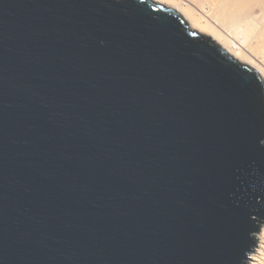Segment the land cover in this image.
Listing matches in <instances>:
<instances>
[{
  "label": "water",
  "instance_id": "obj_1",
  "mask_svg": "<svg viewBox=\"0 0 264 264\" xmlns=\"http://www.w3.org/2000/svg\"><path fill=\"white\" fill-rule=\"evenodd\" d=\"M264 220V83L156 0H0V264H243Z\"/></svg>",
  "mask_w": 264,
  "mask_h": 264
},
{
  "label": "bare ground",
  "instance_id": "obj_2",
  "mask_svg": "<svg viewBox=\"0 0 264 264\" xmlns=\"http://www.w3.org/2000/svg\"><path fill=\"white\" fill-rule=\"evenodd\" d=\"M156 1L175 7L191 26L206 31L229 54L257 69L264 83V64L244 48L261 54L264 62V0ZM256 239L259 246L251 254V264H264V227Z\"/></svg>",
  "mask_w": 264,
  "mask_h": 264
},
{
  "label": "rangeland",
  "instance_id": "obj_3",
  "mask_svg": "<svg viewBox=\"0 0 264 264\" xmlns=\"http://www.w3.org/2000/svg\"><path fill=\"white\" fill-rule=\"evenodd\" d=\"M192 1V0H191ZM171 7H173V6H171ZM180 13V12H179ZM190 24V23H189ZM191 26V25H190ZM191 27H193V26H191ZM193 28H196V29H198L197 27H193ZM199 31H201V32H203V33H206V34H208L206 31H204V30H200V29H198ZM244 48L246 49V51L247 52H252V57L254 56V59L256 60V62L258 63L259 62V64L260 65H263L264 64V62H263V57H262V55L261 54H257L256 55V53H254L253 51H251L250 50V48H248V46H246V45H244ZM260 55V56H259ZM259 56V57H258ZM258 59V60H257ZM243 62V61H242ZM255 70H257V69H255ZM262 77V76H261ZM263 227H264V220L259 224V231L256 233V238H257V236L259 235V233L262 231V229H263ZM256 244L253 246V250L249 253V257L250 258H248V260L245 262V263H243V264H251V262H252V259H251V254L252 253H254L255 252V250H257V248H258V246H259V243H258V241H257V239H256ZM258 245V246H257Z\"/></svg>",
  "mask_w": 264,
  "mask_h": 264
}]
</instances>
